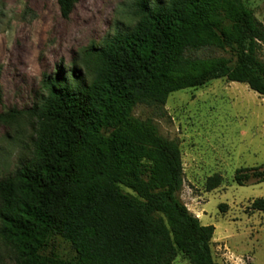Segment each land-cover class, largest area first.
I'll use <instances>...</instances> for the list:
<instances>
[{
    "label": "trees",
    "instance_id": "obj_1",
    "mask_svg": "<svg viewBox=\"0 0 264 264\" xmlns=\"http://www.w3.org/2000/svg\"><path fill=\"white\" fill-rule=\"evenodd\" d=\"M77 1L56 0L60 16ZM133 7L131 28L87 50L89 78L57 72L39 106L0 113V123L24 115L36 123L31 158L0 180V240L16 264H173L178 255L215 264L214 227L178 196V143L132 112L162 110L170 94L217 79L264 96V25L244 0H134ZM210 49L228 57L199 55ZM232 180L260 184L264 167L240 168ZM221 183L213 174L205 190ZM248 209L264 213V198ZM53 236L75 257L44 255Z\"/></svg>",
    "mask_w": 264,
    "mask_h": 264
},
{
    "label": "rangeland",
    "instance_id": "obj_2",
    "mask_svg": "<svg viewBox=\"0 0 264 264\" xmlns=\"http://www.w3.org/2000/svg\"><path fill=\"white\" fill-rule=\"evenodd\" d=\"M133 3L78 0L64 19L56 0H0V113L39 106L47 95L46 80L57 72L73 70L88 77L87 50L134 25ZM244 4L264 25V0ZM199 55L228 57L217 49ZM132 115L151 120L160 136L178 143L183 178L178 196L203 226L214 227V263L264 264V213L248 209L253 200L264 198V182L238 186L232 180L240 168L264 167V96L244 84L217 79L170 94L162 110L137 105ZM35 131L36 123L27 115L0 123V180L31 158ZM213 174L222 183L207 192L205 181ZM219 205L225 208L219 210ZM42 253L61 260L75 257L70 243L59 236ZM0 264H16L1 240ZM173 264L189 262L178 255Z\"/></svg>",
    "mask_w": 264,
    "mask_h": 264
}]
</instances>
